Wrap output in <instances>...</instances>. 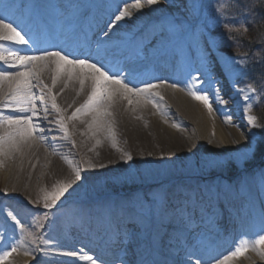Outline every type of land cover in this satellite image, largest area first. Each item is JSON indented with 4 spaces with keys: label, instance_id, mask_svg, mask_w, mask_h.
<instances>
[{
    "label": "bare ground",
    "instance_id": "6f19581e",
    "mask_svg": "<svg viewBox=\"0 0 264 264\" xmlns=\"http://www.w3.org/2000/svg\"><path fill=\"white\" fill-rule=\"evenodd\" d=\"M78 1L43 0V10L50 14H55L58 10L75 11L78 8ZM196 1L162 0L158 5L148 6L146 0H141L143 7L140 9L130 7L131 16L124 18L110 32V35L113 34V36L109 39L120 36L132 39L134 33H138L137 36L143 39L139 45H142L141 50L152 53L154 49H157V59H163V64L168 69L169 66L179 60H174L178 54H181L183 59L187 61L184 68L180 69L176 68L177 65L175 66L176 74L172 72L162 76L163 80L169 84L161 86L158 82L155 84L151 80L148 81L147 84L157 85V88L153 89L152 92L158 93V96H132V103L129 104L123 96L115 95L112 102L108 104L110 115L105 117L106 129H111V135L107 130L95 134L89 131L87 123L91 121V115L78 114V118L74 120L67 119L87 98L91 87L90 80L86 79L84 89L80 91L79 80L75 75L71 79L66 74L62 75L57 80L56 85L52 86L51 71L45 70L41 74L44 83L52 87L53 94L56 95V103L62 111L57 113L49 103L47 119L39 121L41 131L33 133L27 141H20V138L17 137L16 139L19 141L17 147L5 146L4 151L0 152L1 212L7 215V212L13 211L14 214H18L21 223H27L26 226H29L31 224L30 219L35 215L30 206L38 203L44 208L45 195L52 192L54 186L60 182H74V190L70 189L71 194L66 193V198L77 195L80 200H84L91 197L88 184L92 183V175H95L96 178L101 173H122L129 166L126 173L136 170L137 174H143V181L158 182V180L168 176L178 175L182 171H195L194 167L198 166L199 154L204 156L203 160H227L230 156L235 155L238 149L244 150L245 146L254 140L255 136L251 132L252 126L244 112L247 103L243 100V95L247 93V86L233 82L237 73L234 68L236 69L238 64L224 56L215 54L212 49L204 46L202 43L205 41L199 42L197 37L190 32V29L175 43L169 45L170 39L186 25L184 16L187 19H194L192 5L196 4ZM133 3L134 0H120L116 6L121 9L125 4L132 5ZM55 9L56 11H54ZM87 14L88 11H86V16ZM81 15L84 16L85 14L81 13ZM162 15L175 17L183 27L176 31H170L161 37L159 35V23ZM195 15H198V12ZM140 25L141 29L139 30ZM128 27L132 29L129 34H127ZM103 28L102 30L108 31L107 27ZM116 46L115 43L110 44L108 51ZM5 47L12 51L13 47L9 42H5ZM122 47L120 45V49ZM206 52H211L208 62L209 71L199 76L201 80H204L203 84L194 87H202L207 92L211 110L202 101L194 99L186 88L191 77L198 75L197 69L201 68V57ZM22 54L25 55V53ZM34 54L39 53L32 52L27 56ZM5 69L9 71L21 70L6 67ZM77 72H82L87 76L89 70L78 68ZM171 84H176L177 87L173 88ZM2 87L7 91V83ZM112 87L119 88L117 85H112ZM62 88L63 91L61 92ZM237 89H244L245 92L238 93ZM217 90H220L219 99L225 103L218 102ZM33 91L39 97L38 89ZM247 94L252 95L251 93ZM154 104L159 107L154 106ZM37 107L40 109L39 115L43 117L44 111L39 100H37ZM0 111H4L5 115H24V113H13L11 109ZM59 116L65 118L69 131L67 138L54 123ZM229 117L231 118L230 122ZM7 128V125L0 126V134L4 133ZM41 135L44 136L43 141L40 140ZM54 137L56 139H53ZM125 153L131 154V161L125 160ZM42 154H46V156L40 157ZM76 168L81 171L82 180L79 182L75 181L74 169ZM205 173L213 174L207 170ZM214 175L193 174L190 178L186 176L172 177L162 181L160 185L163 184L172 189L177 185L191 189H206L208 186H212L213 192H215V185L217 184H233L230 179L219 178L222 173H214ZM79 188L82 192L74 194ZM253 194L257 208L259 205L261 206V200H264V189L261 187V180L258 179V176H252L247 185L241 184L238 191L233 192L226 201L214 207L213 226L218 224L220 212L222 214L226 212L229 218L234 216L233 211L228 207L227 202L229 200L234 202L237 208V218L243 222L246 219L245 212L254 200ZM66 198L62 197L61 199L64 201ZM117 201L123 200L121 197H105L100 202L91 200L88 203L77 202L55 207L52 213H63L65 217L61 218L60 221L70 227L69 232L55 233L46 227L39 233L38 237L35 234L36 243L31 242L29 245L17 246V251L11 253L4 261H0V264H89L88 261L80 260L78 255L76 257L65 255V253L74 252L66 246L65 242L71 241V239L81 243L86 242V236L80 233L81 227L85 228L87 236L88 234L93 236L95 231L103 236V240L107 235L117 236L115 239L117 240V247L123 246L124 252L123 254L112 252L106 259L116 260L119 257L120 264L129 263L137 256L148 260L150 257L148 252L142 251L147 244L146 236L151 232L153 237L150 239L148 250L151 252L154 247L157 264H162L166 259V253L172 255L180 253L178 241H183L190 234V231L196 229L193 226L195 222L207 226L203 219H208V214L205 211L208 207L207 200L193 204L194 214H192L190 222L181 219L179 215L174 216L172 213L163 219L155 215L150 219H142L141 221L137 217L138 215L131 216L118 210L110 211L113 202ZM240 201L244 202L243 208L240 207ZM173 203H179V201L174 200ZM213 204H215L214 200ZM189 214V212H185L182 215L186 218ZM122 218H128V226L130 225L131 229H128V226L123 228L122 222L124 221ZM66 219L68 221H65ZM75 219H78L80 223L74 221ZM6 220L7 235H12L13 240L4 238L0 232V244L9 247L14 245L15 240L20 239L21 233L8 217ZM30 227L32 229V226ZM260 229L261 226L255 229L253 234H264V232H260ZM35 232L37 233L36 230ZM242 233L248 234L249 232L245 228ZM198 235L200 236V233L195 232V237ZM205 237L206 239L203 241L209 244L208 238L210 237ZM88 238L99 242L94 236ZM46 240H51L52 244H45L43 241ZM239 242L228 240L224 245V250H211L217 255L209 262V259L203 256L205 258L204 264H216L217 260H222L223 256L234 251ZM71 243L73 242L71 241ZM103 244L97 245V248L101 249ZM86 245L96 249L91 243L86 242ZM199 249L198 244L197 251ZM45 252L49 254L45 255ZM201 257L199 255L187 262L183 261V264H195L196 260L201 259ZM169 263L175 264L173 261H169ZM228 264H264V255L250 246L243 255L230 258Z\"/></svg>",
    "mask_w": 264,
    "mask_h": 264
},
{
    "label": "snow or ice",
    "instance_id": "6c2138e0",
    "mask_svg": "<svg viewBox=\"0 0 264 264\" xmlns=\"http://www.w3.org/2000/svg\"><path fill=\"white\" fill-rule=\"evenodd\" d=\"M162 0H146L148 6L158 5ZM228 8H224L223 4L216 8V12L220 15L221 19H225L223 13L228 11H237L243 19L239 27L232 29L228 28L227 23L225 27L228 28L229 33L235 31L237 34L247 33V22H254L256 20V8L259 6L252 2V0H226ZM220 3V0H217ZM130 7L140 9L143 7L141 0H134L132 5L125 4V6L119 9V14L115 16V19L111 20V23L107 24L108 31L101 29L102 35L98 36V43L106 42L110 37V32L118 26L124 18L131 16L129 11ZM202 5H192L194 13V19H199L197 10ZM251 9V11H240L245 9ZM19 11V6L15 5L14 0H0V109H11L13 113H24V115H5L4 111H0V126L7 125V130L0 134V152L4 151L5 146L17 147L19 141H27L33 133L41 131L39 121L41 119H47L48 104H51V108L57 113L61 112L62 109L56 103V95L53 94L52 87L44 83L41 78V74L45 70H50L52 86H55L57 80L62 75H67L69 79L72 76H77L80 84V91H83L85 81H91L90 91L87 94V98L79 107H77L69 116L68 120H74L78 118V114L91 115L92 119L87 123L89 131L95 134L96 132L107 130L111 135V129H106L105 117L110 115L108 112V104L112 102L115 95L119 94L123 98L128 100L131 104L132 96L144 95L146 97H152L153 95L158 96V93H153L152 90L157 88L155 84H144L143 87L137 88L132 86L135 81L130 79L131 70L120 71L119 69L112 72L105 70L101 62L93 63L90 62V58L86 59H73L63 51H47L38 50L39 54L21 56L19 55L20 48L14 51H9L5 47V42H12L18 46H28L27 50L31 51V44L33 41L26 39L28 32L24 30L16 20L13 19L15 13ZM15 25V26H14ZM183 25L176 20L175 17L163 16L159 23V35L164 37L170 31H176L182 28ZM208 46L210 49L215 48V42L209 41ZM211 52H206L201 57V68L197 69V76L191 77L188 81L186 88L189 94L196 100L202 101L206 107L211 110V103L209 95L201 86L203 81L199 78L200 75H204L209 71L208 62ZM246 55V54H245ZM244 63V61H241ZM99 65V66H98ZM5 66L9 68H19L20 71H9L5 69ZM88 69L89 72L85 76L82 72L78 73L77 69ZM235 70V68H234ZM35 81V83H33ZM162 81L161 83H163ZM7 83V91L3 89V85ZM67 84V81H65ZM112 85H117L119 88H113ZM171 87H177L176 84H172ZM34 89H38L40 95L37 97L34 93ZM47 90V91H46ZM63 88L61 89V92ZM238 93L245 92L244 89H237ZM258 89L252 84L247 86V93L243 95V100L247 103L244 107L246 118L252 127H261L257 122V118L252 115H248L251 108L254 106L253 101L255 97L257 100ZM79 94V93H78ZM264 95V93H261ZM218 102L225 103L222 99H219L220 90L216 92ZM162 99V97H161ZM37 100L41 108H43L44 116L39 115L40 109L37 107ZM159 107L158 105H155ZM229 122L231 118H228ZM58 126L59 130L64 133V137L67 138L69 135L68 127L63 116H59L54 122ZM53 139H56L55 137ZM40 140H44V136H40ZM74 145V142H73ZM115 146V145H114ZM264 160V141L253 140L248 143L244 150H237L235 155L230 156L227 160H211L205 159L198 161V167L201 170L207 171H218L223 172L230 167H234L239 172L238 181L236 184H217L215 185V192H213L212 186H208L206 189H191L186 188L183 185H177L174 189L167 188L163 184L159 186L156 191H148L143 194V197L130 196L123 201L113 202L110 211L118 210L122 213H127L131 216L144 214V217L148 216H160L161 219L172 213L174 216L179 215L181 219H186L188 222L191 221L192 214H194L193 204H199L204 200H207L208 207L205 211L208 214L209 223L213 222L215 215L214 207L223 201H226L229 196L239 190L241 184H248L249 172L245 169V165L255 159ZM125 160L131 161L132 156L129 153H125ZM75 181L79 182L82 180L81 171L79 168L74 169ZM259 175L261 177V187L264 189V166L259 169ZM73 181L67 183L60 182L54 186V190L47 193L44 197V208L54 209L58 207V202L62 203V197L66 198V193H70V189H73ZM179 201V203H173V201ZM213 200L215 204H213ZM139 205V209L137 208ZM189 212L190 214L185 218L182 214ZM261 216V229L260 232H264V200H261L260 206ZM7 217L14 223L15 227L19 229L21 233V240L15 241L10 251L0 252V261H4L11 253L17 251V246L25 243V240H30L32 243L37 242L35 233L29 231V227L25 223H21L18 219V214H14L13 211L7 212ZM44 219H48V214H44ZM32 227L43 228L45 225L35 220L31 224ZM45 244H52L51 240L43 241ZM54 246V245H53ZM199 246L210 251V245L206 241H200ZM257 249L261 255H264V234H255V238L251 241L248 239H241L239 244L235 247L234 251L228 255L223 256L222 260H217L216 264H228V261L232 257H239L243 255L249 247ZM40 251L39 249H36ZM45 252V255H48ZM65 255L76 257L77 252L65 253ZM80 260L88 261L89 264H98L99 257L94 258L91 255H80ZM207 259H213L208 256ZM205 258L202 256L201 259H197L195 264H204ZM141 264H147L146 261L142 260Z\"/></svg>",
    "mask_w": 264,
    "mask_h": 264
},
{
    "label": "rangeland",
    "instance_id": "374dc122",
    "mask_svg": "<svg viewBox=\"0 0 264 264\" xmlns=\"http://www.w3.org/2000/svg\"><path fill=\"white\" fill-rule=\"evenodd\" d=\"M253 3L255 4H259V3H263L262 5H264V0H252ZM202 0H197V5H202ZM221 4H223L224 8H228V4L226 2V0H220V3H216V6L214 5V3H210V12L208 13V16L207 18L204 17V10H203V6L206 8V5H205V1H204V4L202 5L201 8L198 9V12H199V19H196L194 22L196 23H200L202 18H204V21H205V24L210 27H214V29L217 31V32H221L225 37H228V40L229 41H234V35H235V38L236 40H241L242 37H245V35L243 33H240V34H237L235 31L229 33L228 31V28H232V29H235L237 27H239L240 23H241V20L243 19L240 15L237 14V11H231V12H224L223 14L227 17V20L225 22H221L218 20V16L219 14L216 12V8L220 7ZM240 11H251V9H245V10H240ZM212 12V13H211ZM257 13V11H256ZM213 14V15H212ZM220 17V16H219ZM256 22H258L259 25L261 24H264V14H258L257 13V16H256ZM227 23L228 25V28L225 27V24ZM202 27V26H201ZM206 27H202L200 28L199 27V33L200 34H204L206 33V30H205ZM220 30V31H219ZM226 31L228 32V34L226 33ZM230 35V36H229ZM246 38V37H245ZM213 41V39H212ZM252 44V43H251ZM253 45V44H252ZM257 47L255 48H252V51H250V55H244L243 58L240 59V61H244V64L246 66V63L248 64V66L250 64H253L255 65V67L257 68H260V64L261 63H258L260 60L264 59V39L262 38L261 41L259 42L258 45H256ZM255 55V56H254ZM246 61V63H245ZM235 62V61H233ZM256 68V69H257ZM259 77H263L262 80H264V76L263 75H259ZM253 134H254V140H260L261 137L258 133L255 132V130H252ZM46 154H42L40 157H45ZM200 159V160H199ZM199 159H197V162L198 161H201L204 159V156L202 154H199ZM249 165V163L247 165H245V167H247ZM232 168V167H230ZM127 169H129V166L125 168L124 172L122 173H116V172H113L112 174H107V173H101L100 175H98L96 178H95V175H92V183L88 184V190H90V194H94L96 193L94 196L95 198H99V197H103V196H108V197H114V198H118V197H121L122 200H125L127 197H130V196H139V197H143V194L147 191H156L159 189V185L162 181H166V180H169L171 179L172 177H183V176H186L188 178H190V176H192L193 174L197 175L196 173H201V174H204L205 173V170H201L198 166H195L194 167V170L195 171H188V172H181L179 173L178 175H172V176H168L164 179H161V180H158V182H147V181H143V174H137L138 172L136 170H133V171H129V173H126L127 172ZM228 170V169H227ZM225 170V171H227ZM225 171L223 172H218V171H207V172H210V173H213L212 175H214V173H222V175H225ZM200 175V174H198ZM140 176V177H139ZM215 176V175H214ZM95 179H94V178ZM102 177V179H101ZM98 181V182H97ZM235 183H237V181H234ZM86 188V187H85ZM81 189L79 188V190L75 193V194H79L81 193ZM75 200L78 201V197L77 195H75L72 199H69V200H65L62 202V205H65L67 204L68 202H74ZM33 208H35L36 210V207H37V213H39L40 211H42L40 215L38 216H33V218L30 219L31 221V224L33 221L35 220H38L39 223L48 226L52 224V221L54 222L53 220V216L56 215V214H53L52 215L50 214L53 209L49 210V209H44L42 206H40L38 203H35V204H32L31 205ZM137 208L139 209V205H137ZM47 213L48 214V219H44V214ZM51 215V216H50ZM59 215H61V213H59ZM144 214H141V215H138L139 218L140 217H143ZM51 217V218H50ZM149 219L152 217V216H148ZM51 219V220H49ZM143 220H147L148 218H142ZM27 224V223H26ZM31 224L27 227H29V231L32 232V233H35L36 236L38 237L39 233L42 231V229L44 228H39V227H32L31 229ZM0 225H1V230L4 231L5 230V233H6V237L7 238H12V236L10 235H7V224L5 223V221H3V219L1 218V215H0ZM37 231V233L35 232V230ZM18 240H21V234H20V239ZM17 240V241H18ZM31 243L30 240H25V243L23 245H29ZM11 249L10 248H3V251H9Z\"/></svg>",
    "mask_w": 264,
    "mask_h": 264
},
{
    "label": "trees",
    "instance_id": "16d2710c",
    "mask_svg": "<svg viewBox=\"0 0 264 264\" xmlns=\"http://www.w3.org/2000/svg\"><path fill=\"white\" fill-rule=\"evenodd\" d=\"M258 9H260V14H264V7L263 5H259ZM264 23V22H263ZM250 34L248 35L249 38L246 37H242L241 40H238L237 41L239 42V44H242V45H256V44H259V42L261 41V39L263 38L264 39V24H261V25H251L250 27V30H249ZM252 43V44H251ZM246 49V47H245ZM262 116H263V123H264V108H262Z\"/></svg>",
    "mask_w": 264,
    "mask_h": 264
}]
</instances>
